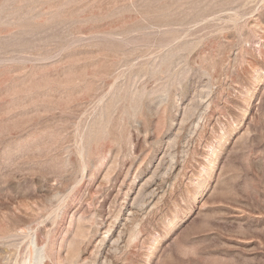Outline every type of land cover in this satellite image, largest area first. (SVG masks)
Returning a JSON list of instances; mask_svg holds the SVG:
<instances>
[{
    "label": "rangeland",
    "instance_id": "374dc122",
    "mask_svg": "<svg viewBox=\"0 0 264 264\" xmlns=\"http://www.w3.org/2000/svg\"><path fill=\"white\" fill-rule=\"evenodd\" d=\"M0 264H264V0H0Z\"/></svg>",
    "mask_w": 264,
    "mask_h": 264
}]
</instances>
